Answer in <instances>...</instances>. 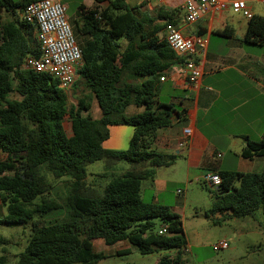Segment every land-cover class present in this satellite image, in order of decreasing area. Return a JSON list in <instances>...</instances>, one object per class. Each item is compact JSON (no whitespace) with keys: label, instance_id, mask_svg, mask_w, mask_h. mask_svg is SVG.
<instances>
[{"label":"trees","instance_id":"trees-1","mask_svg":"<svg viewBox=\"0 0 264 264\" xmlns=\"http://www.w3.org/2000/svg\"><path fill=\"white\" fill-rule=\"evenodd\" d=\"M35 1L0 0V13L14 17L6 23L0 17V200L7 208L0 225L19 224L32 231L16 264H97L106 258L95 251L97 239L107 246L127 242L143 255L176 250L175 256L166 255L156 264H183L187 240L180 216L159 202L145 201L141 194L143 181L154 179L157 169L171 167L179 158L154 150L152 144L158 130L174 125V114L184 121V108L160 100L161 77L181 64L164 33L170 25L179 28L180 11L159 7L155 16L142 18L128 0H95V8L80 5L75 30L86 41L79 46L83 62L74 85L85 93L69 108L67 94L56 79L23 68L28 55H40L39 43L31 37L36 28L20 20L22 11ZM104 2L108 6L101 9ZM215 33L233 35L227 28ZM121 39L127 41L123 49ZM244 41L264 46V16L248 20ZM94 100L102 114L98 120L90 114ZM131 106L144 110L127 116ZM67 117L71 136L64 127ZM119 125L134 129L129 147L105 149L109 128ZM241 156L263 157L264 133L258 141L246 138ZM95 161L106 163L107 172L100 175L104 186L87 183V167ZM122 162L128 168L114 173ZM213 172L221 177V184L208 215L220 214L224 220L262 210L264 218V171L216 168ZM46 173L54 179L71 178L66 195L48 196L53 186ZM53 211L62 216L42 220V215ZM155 218L161 221L158 229ZM9 244L0 237V247ZM2 251L0 264H8L6 249Z\"/></svg>","mask_w":264,"mask_h":264},{"label":"rangeland","instance_id":"rangeland-1","mask_svg":"<svg viewBox=\"0 0 264 264\" xmlns=\"http://www.w3.org/2000/svg\"><path fill=\"white\" fill-rule=\"evenodd\" d=\"M79 2V0H66L64 2L66 16L74 31L78 46L86 41L85 37L78 35L75 30L74 23L80 12ZM94 2L95 0H86V4L89 6H92ZM127 4L130 8L136 7V12H139L138 15L142 18L146 15L155 16L159 8L158 4L149 6L144 0H128ZM107 5L108 3L104 4L103 7ZM248 6L254 15L264 16L263 0H249ZM223 20L224 24L228 23L236 29L232 43H242L244 52L254 53L258 57L264 56V46L244 41L248 20L243 13L237 14L232 11H226L224 12ZM206 21L207 18L200 25L207 24ZM156 23L159 24V22ZM220 24L221 21L215 20L212 24L213 29L218 28ZM192 28H196V26L185 28L184 34H189ZM160 35L162 36L163 33L161 32ZM228 41V38L213 32L212 47L215 52H225L227 49L225 45ZM29 42L32 43L30 40ZM126 45L127 41L121 39V49L125 48ZM32 46H34L33 43ZM65 92L68 97L69 108L72 105H77L78 98L85 93L83 87L79 86L75 89V85ZM164 95L163 93L161 100L166 101L165 97H163ZM13 98L15 97L13 96ZM143 110V107L131 106L126 110V115L131 116ZM90 114L95 120L100 119L102 116L95 100L93 101ZM64 127L68 136H71L72 128L69 117L66 118ZM109 129L110 138L103 143V147L112 150L127 149L130 145L129 137L132 136L134 131L133 127L119 125L111 126ZM241 148L242 145L240 144L237 150L240 152ZM153 149L161 152L155 147ZM179 158L173 166L157 169L154 179L143 181L141 194L145 201L150 202L153 198H156L157 202L170 207L173 212L180 216L187 240V247L182 255L183 264H264V218L262 210L256 211L247 218H227L223 220L220 214L208 215L213 205V196L216 194V188L213 189L206 185L201 171H193L187 176L183 162ZM105 166L106 163L104 161L91 163L87 167V183L92 186H104L106 181L100 175L107 172ZM128 166L127 163L122 162L113 169V172L119 174L126 170ZM19 167L21 168L22 165H19ZM108 174H111V172H108ZM46 176L53 186L52 192L48 196L53 198L67 194L68 186L71 182L70 177L54 179L50 173H46ZM40 216L37 215V218ZM61 216V212L53 211L42 215L41 218L46 222H51ZM216 219H220V223H215L214 220ZM154 221L156 228H160L161 221L158 218H155ZM31 233L32 231L29 227L19 224L0 225V237L10 241L9 245L0 247V256L4 255L2 250L6 249L8 264H16L18 255L28 246ZM221 240H227L229 248L215 251L213 246ZM121 243L107 246L102 239L95 240V251L106 255V258L97 264H156L160 258L166 255H176V250L156 251L152 254L143 255L132 245L130 250L121 252Z\"/></svg>","mask_w":264,"mask_h":264},{"label":"crops","instance_id":"crops-1","mask_svg":"<svg viewBox=\"0 0 264 264\" xmlns=\"http://www.w3.org/2000/svg\"><path fill=\"white\" fill-rule=\"evenodd\" d=\"M79 1L80 5L88 8L97 6L95 2L89 6L86 0ZM104 4L106 2L100 4L101 9L108 6L103 7ZM0 17L1 23L14 19L7 12H1ZM206 18L207 24L201 26ZM206 18L193 25L196 28L187 34L191 37L203 35L207 40L205 52L197 58L201 70L199 79L194 84H188L179 65L164 72L166 80L162 83L160 100L164 93L166 102L184 108V121L174 114V125L158 130L152 147L166 154L180 156L187 176L193 171H201L204 176L216 168L260 173L264 171V156L248 160L241 153L246 146V138L258 141L264 133V56L244 52L242 43H232L236 29L228 23L224 24V12ZM215 20L221 21V24L214 30L212 24ZM155 22L165 24L167 21ZM179 27L184 28L182 19ZM224 28L233 35L228 38L225 52H215L212 34ZM31 37L37 40V30L31 31ZM185 129L191 130L190 142L180 147L179 143L186 138ZM240 144L242 148L239 152L237 149ZM153 200L157 202L156 198ZM6 215L7 208L0 200V219ZM121 244L120 251L130 250L129 243Z\"/></svg>","mask_w":264,"mask_h":264},{"label":"built area","instance_id":"built-area-1","mask_svg":"<svg viewBox=\"0 0 264 264\" xmlns=\"http://www.w3.org/2000/svg\"><path fill=\"white\" fill-rule=\"evenodd\" d=\"M66 0H38L31 2L21 13V19L37 30L40 55H28L24 59L23 68L37 73L47 74L56 79L60 87L70 89L78 78L77 70L83 62V54L75 39L74 31L66 16ZM249 0H144V2L159 7H169L180 11L184 28L168 26L165 30V40L173 53L181 60L179 65L188 84H194L201 76L198 56L207 47L203 35L188 36L184 29L195 25L201 19L214 17L225 11L243 13L247 20L254 17ZM264 1V0H263ZM166 80L161 77V82ZM186 138L179 143L180 147L190 142L191 130L185 129ZM203 180L211 188H218L221 177L216 172H208ZM178 192H180L178 190ZM165 228L160 233L165 232ZM229 248L227 240H221L213 246L215 251Z\"/></svg>","mask_w":264,"mask_h":264}]
</instances>
